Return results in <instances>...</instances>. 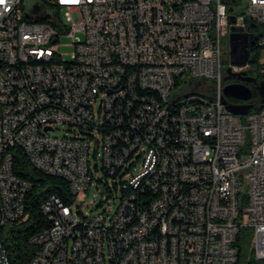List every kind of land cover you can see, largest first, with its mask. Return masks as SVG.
Instances as JSON below:
<instances>
[{"label":"built area","instance_id":"built-area-1","mask_svg":"<svg viewBox=\"0 0 264 264\" xmlns=\"http://www.w3.org/2000/svg\"><path fill=\"white\" fill-rule=\"evenodd\" d=\"M229 6L0 0V235L32 185L13 172V146L75 197L93 182L106 205L85 214L45 198L29 264H264V106L234 115L222 103L225 69L244 67L223 60ZM232 14L242 32L244 17L264 27V0ZM257 43L264 75V33Z\"/></svg>","mask_w":264,"mask_h":264},{"label":"trees","instance_id":"trees-1","mask_svg":"<svg viewBox=\"0 0 264 264\" xmlns=\"http://www.w3.org/2000/svg\"><path fill=\"white\" fill-rule=\"evenodd\" d=\"M228 4L233 5L234 13L237 14L236 5L240 2L235 0H225ZM239 2V3H238ZM245 27L248 28V33L255 37V42L249 46V58L247 63L252 67L256 65L258 70L257 79L264 81V75L260 72L261 63L260 57L262 49L257 43L258 38L264 33V27L257 24L252 18L244 17ZM228 58V43H223V60L227 63ZM247 74L251 75L252 69H247ZM226 77V75H225ZM228 80L225 79V83ZM251 90L252 97L249 102L252 105V110H257L261 105L259 102V94L256 85L253 83H245ZM228 102H238L231 97H226ZM231 103V102H230ZM13 159V172L20 178L31 182V188L25 196L24 217L18 224L7 225L3 228L0 235L1 242L6 250L9 264H29L36 246L30 242V238L49 225L46 216L43 214L40 205L45 198L53 194L58 197L64 204H72L75 202V195L71 193L69 183L62 177L57 175L47 174L37 169L31 164L18 146L11 148ZM121 181V180H120ZM141 190L136 189L134 193L137 195V200L151 198L153 191H147L145 196L140 193ZM240 254V252H239Z\"/></svg>","mask_w":264,"mask_h":264},{"label":"water","instance_id":"water-1","mask_svg":"<svg viewBox=\"0 0 264 264\" xmlns=\"http://www.w3.org/2000/svg\"><path fill=\"white\" fill-rule=\"evenodd\" d=\"M235 0H232L234 3ZM230 33L227 36L228 43V62L230 65L245 66L247 64L250 52L249 46L255 42V37L247 32H242L240 28L234 25L235 16L233 5L228 7ZM225 79L234 81L227 82L223 87V95L240 101L239 103H230L226 99L222 100L225 108L234 115H245L252 108L249 100L252 97L250 88L245 83H253L259 94V102L264 105V81L252 77L242 70L239 72L231 71L230 67L225 69Z\"/></svg>","mask_w":264,"mask_h":264},{"label":"rangeland","instance_id":"rangeland-1","mask_svg":"<svg viewBox=\"0 0 264 264\" xmlns=\"http://www.w3.org/2000/svg\"><path fill=\"white\" fill-rule=\"evenodd\" d=\"M239 4L236 5L237 10L239 8H241V6L244 3V0H238ZM227 41L226 39H223V43ZM71 43V38L69 36H62L59 40V44H60V52H62L64 55V57H68V53L71 52L72 48L69 47ZM263 58L260 57V63L262 62ZM247 69H252V73L251 76L252 77H256L258 76V70L256 69V65L254 66H250L248 63L246 66L243 67L244 71H247ZM234 81L232 79H229L228 82ZM242 119H244V116L242 117ZM53 127L55 128L54 131L52 132L54 135L57 136H68V137H73L74 135V128H70L67 125H63V124H54ZM95 194L97 195V197H95ZM99 201H100V192L97 193L96 190H94V184L92 182L91 186H90V190L88 191V194L85 193H80L79 195H77V197L75 198V202L74 204H78L79 205V209L82 210L85 214H93L96 213L98 211H101L102 209H104L106 207V205L103 203L102 206H99ZM109 203H111L112 205V201H108ZM115 206H112L110 211H113ZM251 242V246L248 245L249 249L250 247L252 248V241ZM239 264H245V262H240Z\"/></svg>","mask_w":264,"mask_h":264},{"label":"flooded vegetation","instance_id":"flooded-vegetation-1","mask_svg":"<svg viewBox=\"0 0 264 264\" xmlns=\"http://www.w3.org/2000/svg\"><path fill=\"white\" fill-rule=\"evenodd\" d=\"M231 103H239L240 101H238V102H233V101H230Z\"/></svg>","mask_w":264,"mask_h":264}]
</instances>
